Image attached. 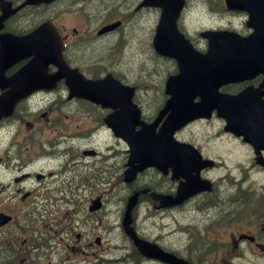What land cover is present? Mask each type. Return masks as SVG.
I'll use <instances>...</instances> for the list:
<instances>
[{"label":"flooded vegetation","instance_id":"flooded-vegetation-1","mask_svg":"<svg viewBox=\"0 0 264 264\" xmlns=\"http://www.w3.org/2000/svg\"><path fill=\"white\" fill-rule=\"evenodd\" d=\"M58 4H61L63 7L54 10L53 7ZM117 5L121 7L120 10H116ZM188 5L189 0H185L176 26L183 33V36L191 41L195 51L200 53L199 57L205 59V65L211 71L208 73H199L200 76L207 77L206 84L204 86L194 87L196 96L191 107L196 109L199 108V104L206 102L204 110L200 109L201 111H197L201 112L202 115L194 117L195 119L193 118L192 120L195 121L177 131L175 138L190 144L201 154L203 166L200 171V176L206 182L203 183V189L172 208L160 207V202H154L151 194H143L141 196V203L143 201L148 202L152 204L157 212L163 214L174 210L197 212L200 216H204V219L206 216L212 217L209 224L213 225L217 221H220L221 224H237L239 226L237 232H232L229 239H215V243L209 241L208 244L210 246H217L215 251H212V248H210L209 255L200 257L190 255L181 256V254L175 252L181 258H189L187 260L192 263L194 262L191 258H208L209 260L200 262L216 264L217 258L226 257L227 250H233V255L230 258H248L249 254L263 258L264 181L259 184L254 178L245 174V170L242 171V175L231 180L226 173L224 156L213 152L208 145L205 147L204 142L207 141L209 143V141L216 140L218 142L236 141L239 145L240 153L242 152L244 154L245 152L246 154V151H248L252 155L250 166H244L243 162L238 161L235 163L237 170L239 171L240 165L242 169L246 168L253 175L257 172H262L263 175L261 177L264 179V71L254 72L251 77L239 80L241 75L245 73L241 68L244 63H231L230 61H237L240 57H229L227 54H220L218 57L210 56V51L208 52L210 37L205 36V32L209 30L235 31L243 37H249L255 33L264 34V25L262 24L264 22V3H260L259 1L255 3L253 27H249L247 25L249 13L246 10L228 9L226 0H218L219 9H222L226 15L233 17L242 16L245 18L244 28L241 30L235 27L205 28L199 31L198 34H191L183 24L184 17L188 11ZM63 10L64 12L61 16H74V26L70 29L62 19L60 21L61 23L56 24L52 17V11L62 12ZM152 14L155 15V27L150 31V46L153 48L155 55L174 62L176 70L173 74H177L179 71L177 59L159 53L154 45L157 28L163 17V8L158 5H149L147 4V0H125V2L124 0H52L49 3L48 1L6 0L4 5L0 1V35L12 33L15 37L28 38L34 35L40 28L43 29L41 30L39 38L16 41L13 63L3 69L0 67V73H2V78L0 79V97L10 93L11 86L7 85L10 79L16 81V90L20 97L16 103L12 117L4 119L0 123V127L11 120H14V122L19 121L20 124L17 127V133L14 134V138L18 133L21 134L19 127L22 128V123L28 119L33 121L27 123L30 128L40 126V124L36 123L42 121L44 124L43 128L47 129V124H50L56 118L57 124L64 127V119L62 116H65V114L63 109H75L76 113H69L74 118L75 116L78 117V114L82 112V109H80L82 107L86 108L88 112L95 109L98 115H100L92 116L95 123L90 127L91 131H98L97 129L99 127L97 126L100 125L108 135L114 138L115 136L107 126L105 120L115 109L111 106L107 107L95 101H90L84 97L72 94L67 85L66 77L53 80L52 76L57 75L60 68L57 63L54 61L50 62L49 60H55L56 56L60 54V62L67 69L76 71L86 81L106 79L108 76H111L121 83L126 84V81L114 72L115 59L109 55H114L117 51L116 40H121V43H118L120 44L118 49L129 44L127 39L130 32L126 26V22L138 15L144 19L146 15L149 16ZM97 42L105 43V48L97 50ZM51 44H53L54 48L51 47ZM256 46L264 53V49L258 43H256ZM224 47L228 49L227 46ZM225 48L223 50H226ZM99 55L105 56L99 57ZM105 59L109 62H103ZM258 61L259 63L255 64V66L264 67V60L259 58ZM229 67H235L233 69L236 77L235 80H227L224 78L225 71ZM89 70L95 71L91 73L92 71L90 72ZM224 80L225 82H223ZM166 83L167 78L164 84L162 100L158 102H161L160 106L153 115L144 118L145 120H155L159 113L167 106L166 104L170 99V95L166 93ZM208 83L209 88L201 94V91ZM40 86L43 88H40ZM120 89H123V86ZM241 94H243L242 101L252 102L254 105V118L251 117L252 123H255V126L252 128L254 134L252 142L247 141L243 135H237L230 131L228 127V95L232 96L235 100H239ZM203 96H208L210 102L204 99ZM133 100L135 103H139L136 96ZM138 105L143 114L140 103ZM38 106L39 108L36 109ZM119 110V113H121L125 109L119 106L116 111ZM132 112L140 113L137 107H134ZM82 114L89 115L86 112H82ZM170 114L171 111H168L159 120L156 131L160 130ZM197 126H201L206 130L202 140L196 136H191L193 128H197ZM185 132H188L186 137L184 136ZM120 143L122 142L120 141ZM123 145L125 146V144ZM17 146L18 144L12 140L3 149V152L0 153V170L3 172L1 177L12 175L7 185L0 184V216L2 215L4 221H6L5 223H0V264H54L51 257L47 258V253H55L52 247L48 248V242L52 239L61 242L64 248L67 247V243L70 241V243L72 242V250H74V253L70 252L69 255L62 254V258L55 264H63L68 261L72 264H87L88 262H85L79 257L83 247L82 239L84 236L89 241L85 245L87 246L85 250L88 251V249L93 247L96 248H93L91 251L90 264H100L102 261H95L96 258L99 259V255L103 254L99 248L100 244L94 245L92 236L90 237L88 233L81 232L83 227L88 225L87 219L79 223L78 215L75 214L73 222L68 223L69 225L54 223V218L51 216L44 220L40 219V214L43 211H47V205L50 202L47 196V184L43 185V188L46 189L45 201L37 202L35 210L28 208L35 203V195L32 190H27L26 183L34 182V178L39 181L45 180L47 176L40 173L41 177H39V172L31 170L35 159L29 154L27 157L23 156L24 147L20 146L18 148ZM18 150L21 155L19 153L17 155L15 154ZM25 151L28 152V149L26 148ZM106 151L103 153V156L107 155L106 158L114 161L116 156H113L109 148H106ZM83 154L86 156H94L96 155V151L85 150ZM123 154L127 160L128 149L126 146ZM76 163H81L84 166L86 162L76 160ZM219 168H223V173L215 175V171ZM147 170L161 175L166 184L158 187L157 182L154 180V183L145 185L142 187L143 189H151V193L160 195L169 194L173 197L177 195V192L179 194L181 183L185 181L183 177L180 176L177 179H172L171 174L164 177L163 173L154 168ZM250 181L252 182L246 186ZM62 185L63 183L57 188H54V193L52 194H61ZM12 187L14 188V195H6L7 197L3 198L2 195ZM17 196H20V198L17 201H13ZM25 209H27V214L25 215L24 221L27 224L20 228L17 214H20ZM212 209L217 211L216 213L219 218L215 219V215L212 216L210 214L211 212L209 211ZM50 214L52 213H48L47 215ZM29 215H33V218H30ZM16 220L17 222H15ZM47 221L50 224H56L53 226H62L60 231L56 232L60 236H50L48 242ZM28 225L30 226V229L27 230L28 235L20 233V230L26 228ZM53 226L49 230H52ZM78 228H80V231L73 233ZM182 231L188 233L190 240L193 239L194 232L192 225L188 226L187 231L183 229ZM74 236L77 238L76 242H73ZM197 248L201 250L200 245ZM183 249L181 247L182 252L186 254V250ZM38 258H42L43 261H39ZM126 259H117V262L129 261L132 264H144L146 262L145 258L143 260L135 256H128ZM102 263H114V261H104Z\"/></svg>","mask_w":264,"mask_h":264},{"label":"rangeland","instance_id":"rangeland-1","mask_svg":"<svg viewBox=\"0 0 264 264\" xmlns=\"http://www.w3.org/2000/svg\"><path fill=\"white\" fill-rule=\"evenodd\" d=\"M188 6L183 24L191 34H198L199 31L205 28L235 27L240 30L244 28L245 18L242 16L233 17L226 15L222 9H219L218 0H189ZM62 7L61 4H58L53 9L57 10ZM120 9L121 7L117 5L116 10ZM63 12L64 10L62 12L52 11V17L56 24L61 23L62 19L70 29L74 26V16H61ZM126 24L130 32L127 39L129 44L118 49L120 46L118 43H121V40H116L117 51L114 55L110 54L109 56L115 59L114 72L124 79L126 84L133 85L138 89L137 100L144 114L149 117L160 106L161 102H158L163 97L165 80L168 75L174 73L176 66L173 61L155 55L153 48L150 46V31L155 27L154 14L146 15L144 19L138 15L126 22ZM97 44V50L105 48V43L97 42ZM102 56L105 55H99V57ZM103 62L109 61L105 59ZM89 71L94 73L95 70ZM38 108L39 106L36 107V109ZM80 109H82V112L89 113V115H83L80 112L78 117L72 118L69 113L74 114L76 110L63 109L65 116H68H62L64 127L57 124V118L53 119L50 124H47V129L43 128L44 124L42 121L36 123L40 124V126L30 128L27 123L33 121L31 119L25 120L22 123V128L19 127L21 134L18 133L15 139H13V136L17 133L16 129L20 122H14V120L6 122V124H12L7 128L0 127V153L14 140L18 144V148L23 146L25 149H28V152H25L23 148V156L27 157L29 154L35 159L31 170L47 176L45 180L39 181L34 178V182L26 183L27 190H32L35 195V203L28 207L34 210L37 202L45 201L46 189L43 188V185L47 184V196L50 202L48 201L47 211H43L40 214V219L44 220L51 216L54 218V223H63V225H69V221L73 222L75 214L78 215L79 223L81 220L87 219L88 225L84 226L83 233H88L90 237L92 234H96L94 239L100 238L101 242L99 248L103 254L99 255V259L96 258L95 261H114V263L101 262L100 264H132L129 261L117 262V259L127 260L128 254L134 255V246L122 227V216L127 198L132 194L134 189L152 184L154 180L157 182L158 187H162L166 182H164V178L161 175L147 170L139 175L133 183H126L124 181V172L126 171L124 164L127 160L123 154L125 146L122 144L118 145L117 141L111 135H108L99 124L97 126L99 127L98 131H91L90 127L95 123L92 116L100 115H98L95 109L91 112L86 111V108L80 107ZM187 133H184L185 137ZM204 133H206V130L201 126H197V128H193L191 136H196L202 140ZM63 141L66 142L63 143ZM216 141H209V143L206 141L204 145L205 147L208 145L216 154L224 156L226 173L231 180L242 175V171L245 170V174L254 178L259 184L264 181L263 177H261L263 175L262 172H257L253 175L246 168L242 169L240 165L239 171L237 170L235 163L238 161L243 162L244 166H250L252 155L248 151H246V154L245 152L244 154L240 153L239 145L234 140ZM106 148H109V151L117 156L114 161L106 158L107 155L103 156V153L107 152ZM85 150L96 151V155L86 156L83 154ZM18 153L21 155L19 150L15 154L17 155ZM76 160H83L86 163L83 166L81 163L77 164ZM76 165L77 167L75 168ZM222 173L223 168L215 171V175ZM2 174L3 172L0 170V184L7 185L12 175L2 178ZM252 181L248 182L246 186ZM61 183H63L62 193H58V195L52 194L54 193V188H57ZM13 192L14 188L12 187L2 197L14 195ZM98 197L102 198L103 206L99 211L90 214L89 205L92 199ZM19 198L20 196H17L13 201H17ZM209 212H211L212 216L215 215V219L219 218L216 210L212 209ZM48 213L52 214L47 215ZM26 214L27 209L17 214L20 228L27 224L24 221ZM29 217L33 218V215H29ZM211 218L206 216L204 219V216H200L197 212L179 210L163 214L157 212L152 204L143 201L135 211L134 224L142 237L156 241L166 250L179 253L181 256L200 257L209 255L210 248H212V251L217 249V246H210L208 244L209 241L215 243V239H229L231 233L237 232L239 229L237 224L225 225L221 224L220 221H217L213 225L209 224ZM29 224L31 223L29 222ZM53 225L56 224H50L47 221V242L50 236L56 235L57 226ZM190 225H192L194 232L192 240L189 239L187 232L182 231V229L187 231ZM52 226L53 229L49 230ZM29 229L30 226L28 225L26 228L20 230V233L28 235L27 230ZM79 229H76V231H79ZM76 241L77 238L74 236L73 242ZM68 242L70 243V241ZM88 242L87 237L84 236L82 239L83 247L79 257L88 262L87 264H90L91 251L94 247L88 249V251L85 250L87 247L85 245ZM69 243L64 248L61 242L53 239L50 240L48 248L52 247L55 253H47V258L51 257L55 264L62 258V254L69 255L70 252L74 253L71 246L72 242ZM199 245L201 246V250L197 248ZM181 247L184 248L183 250H186V254L182 252ZM232 253L233 250H227L226 257L217 258L216 264H264V257L258 258L253 254H249L248 258H230L233 255ZM38 259L39 261H43L42 258ZM191 259L194 263L199 264H205L200 261L209 260L208 258ZM63 264L72 263L68 261ZM144 264L160 263L149 261Z\"/></svg>","mask_w":264,"mask_h":264},{"label":"water","instance_id":"water-1","mask_svg":"<svg viewBox=\"0 0 264 264\" xmlns=\"http://www.w3.org/2000/svg\"><path fill=\"white\" fill-rule=\"evenodd\" d=\"M29 1H52V0H29ZM264 3V0H226L228 9L241 8L247 11L254 10V5L257 2ZM149 5H158L163 8V17L160 25L157 28V35L154 40L155 48L159 53L165 56L174 57L178 61L180 73L175 76H170L166 84V93L171 95V99L167 101V106L160 112L156 121L152 124H147L139 121L140 114L132 112L135 105L132 103L130 97L133 95V90L120 89L122 87L118 80L111 76L106 79L97 81H86L83 77L71 71L60 62L61 58L56 56L54 61L60 68L58 79L61 77L67 78L69 87L76 92L80 97L88 100L95 101L104 106H111L118 109L122 106L125 110L121 113L115 111L107 119V123L114 129L116 135L125 137V140L131 146L130 159L128 164L131 166L125 173V180L131 181L137 172L142 171L148 167L156 166L165 173L169 168L172 169L173 178L183 177L184 182L181 183L179 194L176 198L172 196L155 198L164 199L165 206H173L179 204L203 189V182L199 176V171L203 166V161L199 153L190 145L182 144L174 141L173 134L176 130L181 128L189 119L194 116L202 115L201 111L204 110L206 102L198 105L199 108H192L191 104L196 95L195 86H204L207 77H202L199 73H208L211 71L205 65V59L199 57L192 45L184 36L178 31L176 20L184 5V0H149ZM4 5V4H2ZM1 21V20H0ZM252 25V21H249ZM264 25V22H262ZM40 28L34 35L28 38H19L11 34L0 35V67H7L13 63L14 48L16 41L39 38L41 35ZM211 46L210 56L218 57L220 54H227L229 57H240L237 61H230L231 63H244L241 67L246 74H251L254 69L264 70L263 66L256 67L255 64L259 63L258 59L264 60V53H262L256 43L264 49V34L256 33L249 40H241L236 37L225 40L224 46H230L227 50H219L218 44ZM229 41L237 42L233 46ZM51 47L54 48L53 44ZM226 49V48H225ZM54 57V55L52 54ZM58 60V61H57ZM235 67H229L225 71L224 78L227 80H235L236 77L233 73ZM244 74V73H243ZM55 76H52L54 80ZM11 79L10 83L15 90L16 81ZM225 82V80L223 81ZM113 88V89H112ZM209 88V83L201 91V94ZM11 105L17 101L18 95L16 91L11 92ZM210 102L208 96H203ZM241 104V98L235 100L233 97L228 96V113L231 126L237 131L242 128L241 133H247L254 126L251 119L246 120L248 114L242 113L238 105ZM201 109V110H200ZM171 111L167 121L162 125L158 133L155 129L159 120L168 112ZM6 115V113H4ZM140 125L141 130L135 131V127ZM125 133V134H124ZM237 133V132H236ZM147 190L139 191L130 197L126 212L123 218V227L125 232L134 241L142 255L157 259L168 264H188L183 259L177 258L173 253H169L160 248L157 244L145 241L138 237L135 229L132 226V211L137 204L138 197ZM101 207L100 199L94 202L91 210ZM6 222L2 217L0 223Z\"/></svg>","mask_w":264,"mask_h":264},{"label":"bare ground","instance_id":"bare-ground-1","mask_svg":"<svg viewBox=\"0 0 264 264\" xmlns=\"http://www.w3.org/2000/svg\"><path fill=\"white\" fill-rule=\"evenodd\" d=\"M61 144H62V143H61ZM58 147H59V146H58ZM56 148H57V147H56ZM50 149H51V148H50ZM51 150H52V149H51ZM63 150H64V149H63ZM49 151H50V150H49ZM52 151H53V150H52ZM58 151H59V149H58ZM60 151H61V150H60ZM62 154H63V153H62ZM62 154H61V155H62ZM76 167H77V165L75 166V168H76ZM80 168H81V167H80ZM57 169H58V168H57ZM80 172H81V171H80ZM80 172H79V173H80ZM56 175H57V174H56Z\"/></svg>","mask_w":264,"mask_h":264}]
</instances>
